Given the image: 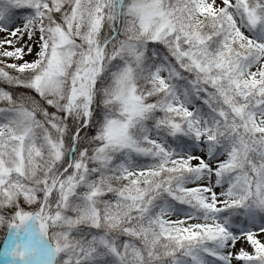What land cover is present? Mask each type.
<instances>
[{"label":"snow or ice","instance_id":"obj_1","mask_svg":"<svg viewBox=\"0 0 264 264\" xmlns=\"http://www.w3.org/2000/svg\"><path fill=\"white\" fill-rule=\"evenodd\" d=\"M0 264H264V0H0Z\"/></svg>","mask_w":264,"mask_h":264},{"label":"rangeland","instance_id":"obj_2","mask_svg":"<svg viewBox=\"0 0 264 264\" xmlns=\"http://www.w3.org/2000/svg\"><path fill=\"white\" fill-rule=\"evenodd\" d=\"M7 229L6 228H0V248L3 246V240L6 237Z\"/></svg>","mask_w":264,"mask_h":264}]
</instances>
